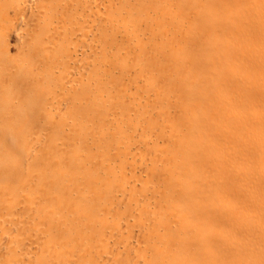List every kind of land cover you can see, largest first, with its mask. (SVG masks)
Masks as SVG:
<instances>
[{
  "label": "bare ground",
  "instance_id": "bare-ground-1",
  "mask_svg": "<svg viewBox=\"0 0 264 264\" xmlns=\"http://www.w3.org/2000/svg\"><path fill=\"white\" fill-rule=\"evenodd\" d=\"M0 264H264V0H0Z\"/></svg>",
  "mask_w": 264,
  "mask_h": 264
}]
</instances>
